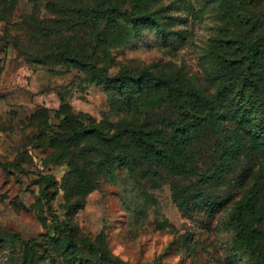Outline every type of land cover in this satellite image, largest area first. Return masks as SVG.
<instances>
[{
    "label": "rangeland",
    "instance_id": "obj_1",
    "mask_svg": "<svg viewBox=\"0 0 264 264\" xmlns=\"http://www.w3.org/2000/svg\"><path fill=\"white\" fill-rule=\"evenodd\" d=\"M263 27L264 0H0V264H264Z\"/></svg>",
    "mask_w": 264,
    "mask_h": 264
},
{
    "label": "trees",
    "instance_id": "obj_2",
    "mask_svg": "<svg viewBox=\"0 0 264 264\" xmlns=\"http://www.w3.org/2000/svg\"><path fill=\"white\" fill-rule=\"evenodd\" d=\"M138 4L136 2V6H138ZM146 18L154 19L152 15H146ZM262 44H264V27H263V34L258 39L251 41L248 46V52L246 54V59L250 63H256L257 55L261 53ZM126 77L127 76H125L124 74H118L112 77H107L105 79V83L111 87H118L122 84V82L124 81ZM247 77H248L250 84L254 88L257 87L258 85L257 83L259 80L257 78L259 77V75H252V76L249 75ZM131 78L135 81L145 79V80H148L156 84L164 85L166 89V93L169 97H171L175 108L182 114H188L191 112V109L187 106V99L189 97V92L186 88L174 85V83L170 79L155 76L146 70L141 71L139 74L135 76H131ZM262 80L264 81V74L262 76ZM196 119L197 121H202L200 117H197ZM133 134L138 136L136 132H134ZM61 226H63L66 231H69L67 223H62ZM87 248L92 251L94 250V247L89 244L87 245ZM28 264H34V259L32 255L29 257ZM103 264H113V263L105 261Z\"/></svg>",
    "mask_w": 264,
    "mask_h": 264
}]
</instances>
